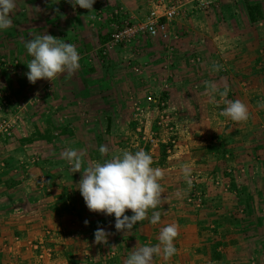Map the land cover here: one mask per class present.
I'll return each instance as SVG.
<instances>
[{"label":"crops","instance_id":"obj_1","mask_svg":"<svg viewBox=\"0 0 264 264\" xmlns=\"http://www.w3.org/2000/svg\"><path fill=\"white\" fill-rule=\"evenodd\" d=\"M101 1L122 3L132 17H145L150 0ZM193 1L209 5L202 9L194 2L189 18L172 25L178 40L143 44V56L116 51L111 72L102 69L112 77V88L101 95H112V112L119 116L112 127L121 130L108 141L120 143L113 156L148 148L152 166L164 172L160 183L167 203L155 209L161 221L151 224L149 210V218L131 231H116L114 215L91 212L85 205L78 189L83 170L68 178V210L57 211L59 194L40 188L31 168L19 177L3 168L2 159L16 157L5 152L0 157V264H124L134 246L158 244L160 229L172 223L179 230L177 252L167 261L156 256L153 264H264V142L254 126L256 116L264 114V0H248L261 4L263 18L258 22L250 21L246 0ZM90 12L68 2V19L35 28L33 38L51 29L63 31L64 41L87 56L97 40L89 19L84 20ZM214 64L221 70L212 71ZM105 74L102 88L108 85ZM208 82L221 85V90L226 83L227 99L242 101L249 119L238 123L222 116L226 105L218 95L216 103L210 102ZM161 97L164 107L156 104L155 98ZM171 139L176 146L161 161L160 151ZM223 147L231 151L222 152ZM184 166L192 169L190 188ZM15 178L20 183L14 184ZM125 214L132 215L131 210ZM97 227L112 233L107 245L94 243ZM41 243L50 251L43 258L38 257L40 248L35 249Z\"/></svg>","mask_w":264,"mask_h":264},{"label":"rangeland","instance_id":"obj_2","mask_svg":"<svg viewBox=\"0 0 264 264\" xmlns=\"http://www.w3.org/2000/svg\"><path fill=\"white\" fill-rule=\"evenodd\" d=\"M175 1L166 0L165 4L168 5ZM180 2L182 5L181 16L186 12L187 15L180 16L181 19L178 16L169 22L168 39L149 38L138 31L132 36L131 41L111 47L109 52L103 55L102 48H105L104 44L109 40L105 41L104 38H107L114 29L143 25L151 10L161 13L162 8H159L160 4L157 0H150L146 2L147 15L145 17H132L128 14V10H124L122 3L95 0L93 4L95 9L91 10L88 17L84 19H89V25L92 26L88 28H93L96 32L97 40L93 52L85 56L76 47L79 56L84 57L82 61H79L80 67L73 74L69 75L65 72L58 75L53 81L39 79L35 84H32L26 76L29 71L27 64L32 57L27 54L25 43L34 39L35 28L38 30L39 26L48 28L51 27L50 25H57V23H61L60 21L68 19V0H15L16 8L11 14L12 26L0 30V157H3L5 152L16 156L7 155L5 160L2 159L1 162L5 166L3 168L9 169L11 172L15 171L18 177L21 176L20 174H26V170L33 169L29 172L39 176L40 188L46 192L49 189L59 194V208L56 207V210H68V206L71 204V200L68 198V188H70L68 178L76 176V173H72V166L67 160L61 158V153L66 149L82 151L85 154L82 157L84 166H87L111 159L116 145H120L119 142L114 146L108 143L112 140L111 138L118 137V132L121 130L112 127L113 118L115 123H118L116 117H119L112 112V95L103 94L104 98L101 97L103 91L112 88V77L106 76L102 69L110 68L111 72L113 63L111 57L119 53L116 51L125 52L127 55L133 54V56L142 55L144 50H141L139 46H143V44L152 42L162 45L172 42V40H178V34L171 30L172 25L178 24L180 20L188 19L192 10L191 6L198 1L181 0ZM202 3L206 2L202 1ZM208 5L209 3H207V7ZM207 7L203 9H207ZM63 16L66 18L64 19ZM50 32L51 35L59 37L62 41L67 40L63 31L54 33L51 29ZM186 34L184 32L182 36ZM136 46H138L137 49ZM96 62L100 64L97 65ZM104 74L108 78L107 83L110 87L107 85L106 88H102L105 85ZM158 99L155 98L158 106H160V102L165 104L162 97ZM103 106H109L106 112H103ZM261 114L262 116H256L258 119L254 117L257 121L254 126H257L255 128L256 135L264 142V114L263 112ZM3 122L10 128L9 141L5 140L7 135L1 130ZM152 137L157 136L153 135ZM107 138L108 140H106ZM27 139L29 141H25ZM123 141L125 142V140ZM101 145L108 147L109 151L106 155L100 154ZM125 146L132 148L128 144ZM175 146L174 142H170L166 147L169 148V153L167 149L163 150L165 155L170 154ZM140 147L145 152L148 150L146 146ZM137 149L138 146L133 150ZM220 150L227 153L229 149L226 150L223 147ZM254 162L249 161V163ZM12 181L14 184L20 183V179L17 181L15 178Z\"/></svg>","mask_w":264,"mask_h":264},{"label":"clouds","instance_id":"obj_3","mask_svg":"<svg viewBox=\"0 0 264 264\" xmlns=\"http://www.w3.org/2000/svg\"><path fill=\"white\" fill-rule=\"evenodd\" d=\"M73 8L79 5L82 9L93 10L95 0H68ZM16 8L15 0H0V30L12 26L11 14ZM27 54L32 57L27 64L26 73L30 83L35 84L39 79L53 81L58 75L67 72L73 74L79 67L80 56L74 44L60 40L51 34L37 35L25 43ZM221 65L214 64L212 71L218 72ZM229 87L215 82H208L206 95L210 102L216 103L218 95L226 105L220 113L234 122H245L249 119L247 106L240 100L227 99ZM109 149L101 145L99 152L106 155ZM84 152L76 149H66L61 158L72 166V173H83L78 182L79 192L85 205L91 212L104 215H114L115 229L118 232L131 231L137 222L148 219L149 210L152 211L150 223L153 225L161 221V212L155 211L167 203V197L162 196L164 189L160 181L164 172L154 168L153 157L143 149L136 152L122 150L119 155L84 166L82 157ZM191 167L184 166L183 176L189 186L192 185ZM131 210L132 215H126ZM85 225L88 221H84ZM112 233L103 227H97L94 232V243L108 244V236ZM179 235L175 223L160 229L159 243L152 246L133 247L134 250L124 261V264H153L154 257L160 256L167 261L177 252L174 241Z\"/></svg>","mask_w":264,"mask_h":264},{"label":"built area","instance_id":"obj_4","mask_svg":"<svg viewBox=\"0 0 264 264\" xmlns=\"http://www.w3.org/2000/svg\"><path fill=\"white\" fill-rule=\"evenodd\" d=\"M159 2V8H162L161 13H157L156 10H151L147 21L145 24L140 26H133V28L121 27L119 29H114V31L110 34V38L106 44H104L105 48H102V54L106 55L109 52V48L114 47L119 44H126L131 41L132 36L138 33V31L142 32L143 35H146L149 38H162L163 40L168 39L169 37V22L172 21L176 17L181 16V0H176L173 3L165 4L166 0H157ZM193 1V0H192ZM199 6L203 9L207 7V3H202L198 1ZM198 62V59H195ZM150 99V98H149ZM160 106L163 107V102H160ZM1 130L4 131L5 140L9 141V137H11V132L9 126L5 122L1 125ZM172 142V141H170ZM45 234H50V231L46 228ZM38 247L35 249H39L40 252L38 257L43 258L44 254L49 253V247L44 246L43 243L38 244ZM43 246V247H42Z\"/></svg>","mask_w":264,"mask_h":264},{"label":"trees","instance_id":"obj_5","mask_svg":"<svg viewBox=\"0 0 264 264\" xmlns=\"http://www.w3.org/2000/svg\"><path fill=\"white\" fill-rule=\"evenodd\" d=\"M246 4V9L248 12V16L251 22H258L263 18L262 12H261V4L260 3H255V4H250L248 0L245 1ZM110 38V34L107 38H104L105 41H107ZM25 141H29L28 139ZM209 150H214V147H208ZM160 159L163 161L166 158V155L163 150L160 151Z\"/></svg>","mask_w":264,"mask_h":264}]
</instances>
